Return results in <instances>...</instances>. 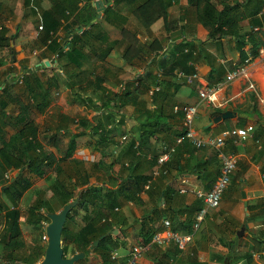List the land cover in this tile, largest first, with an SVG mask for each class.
I'll use <instances>...</instances> for the list:
<instances>
[{"label": "crops", "instance_id": "0c3cea01", "mask_svg": "<svg viewBox=\"0 0 264 264\" xmlns=\"http://www.w3.org/2000/svg\"><path fill=\"white\" fill-rule=\"evenodd\" d=\"M53 1L29 0L24 4L23 0H0V35L5 37L0 40V199L7 201L2 193L4 185L19 176L23 180L17 185L26 187L16 206L22 245L14 247L11 254L35 257L34 264L43 258L46 242L42 236L48 222L42 221L40 229L36 228L29 207L49 199L54 212H58L74 200L61 205V197H55L51 188L50 181L55 177L69 186L74 196L91 188L89 193L98 197L93 198L98 206L107 199L104 196L108 191L121 189L117 205L103 209L114 236L126 231L120 235L124 243L116 248V258L106 257L107 264H126L131 246L142 240L136 226L144 216L151 218L153 231L162 235L168 229L179 234L191 232L203 206L196 192L209 191L221 167L215 148L196 147L189 139L175 142L184 132L182 107L196 105L192 127L198 138L207 140L224 129L248 125L253 126L251 136L244 141L237 137L225 139V149L237 156L236 168L219 206L207 211L186 250L180 251L173 241L152 244L136 264H224L227 257L232 259L226 261L228 264H264V46L262 52L256 51L250 36L240 40L238 36L210 35L208 26L199 19V7L191 0H168L165 18H158L148 27L136 15L137 6L145 0H105L101 7L92 0L98 13L92 23L97 25L84 43L83 54H63L54 62L55 44L71 39L75 27L70 16L61 20L62 25L55 31L45 33L43 12ZM211 1L218 9L225 4L248 2ZM82 4L80 1L77 5ZM252 5L259 10L257 16L263 17L264 0H253ZM106 9L117 14L105 13ZM261 21L263 25L257 32L264 33V19ZM237 25L245 35L251 29L250 18L240 19ZM123 27L139 40L146 52L142 59L123 61L121 53L128 44L121 37ZM152 41V47L159 49L147 52L144 44ZM162 59L168 72L162 69ZM241 65L248 77L238 75L227 80V74ZM212 69L215 72L210 76ZM180 71L185 75L180 76ZM147 72L149 83L157 79L161 82L153 84L159 85V92L151 97L141 94V98L127 100L120 108L114 97L121 95V84L127 82V86ZM250 83L255 90L248 87ZM212 88L216 105L207 104L198 94L200 89ZM145 109L157 114L152 117L158 119L156 132L138 150V120L145 119ZM224 111L229 112L226 117L221 115ZM23 126L25 135H33L49 154L43 171L34 164L7 166L1 158ZM131 140H135L133 148ZM164 147L174 148L163 165L166 173L153 176ZM132 173L148 178L144 184L138 179L131 181ZM95 208L91 206L90 210ZM84 213L77 212L70 228L75 230L83 224ZM165 220H169V228L164 226ZM242 225L245 227L241 231ZM5 227L1 210L0 264L8 263ZM93 248L83 252V258L74 264H103L105 255ZM246 254L252 256L251 263L245 261Z\"/></svg>", "mask_w": 264, "mask_h": 264}, {"label": "trees", "instance_id": "16d2710c", "mask_svg": "<svg viewBox=\"0 0 264 264\" xmlns=\"http://www.w3.org/2000/svg\"><path fill=\"white\" fill-rule=\"evenodd\" d=\"M27 1L29 0H23L24 4ZM80 1L83 2L81 7L77 5ZM191 1H194L199 7V19L202 23L208 26L210 35H218L219 37L238 36L240 40L245 36H250V41L252 42V45L255 47L256 51H259L262 46H264V33L257 32L261 30L260 28L263 25L261 19H264V16H257V12L259 10L257 7L252 5L253 0H248L247 4H225L221 9H218L215 3L211 0ZM168 4H170V1L168 0H145L143 3L137 6L136 15L139 22L144 27H148L158 18H165ZM105 13H107V11ZM97 14L98 13L95 12V9L92 5V0H54L51 7L43 12V18L46 20L43 25L45 33L55 31L60 25H62L61 20H67L70 16H72L70 22L73 23L75 27V29L73 28V31H71L72 38L69 41H66L67 43L69 42V49L63 52L62 46L55 44L56 46H54V51H57L59 56L63 54L82 55L83 53L81 50L84 47L85 41L89 40L93 36L92 30L97 25V22L92 23V20ZM245 17L250 18L251 29L245 35H243L240 33V28L238 27L237 23L240 19ZM66 26L68 25L66 24ZM254 27H256L257 30H254ZM79 30H82L81 34L78 33ZM121 37L124 41L128 42L126 49L121 53L123 61L130 63L133 62L134 59H142L143 54L146 52H144L140 47V42L135 37V35L123 27L121 28ZM4 39L5 37L0 35V40L4 41ZM153 43H155V41H152V43L147 45L144 44V47L146 46L147 48V52L159 49L158 47L154 49L152 47ZM161 65L162 69L166 68V71L168 72L169 68L166 67L167 65L164 59H162ZM211 71L212 72L210 73V76L214 74L215 70L212 69ZM147 75L148 72L145 75L135 78L129 82L120 96L115 94L114 99L120 102V108L127 102V100L135 101L138 98H141V94L143 95L147 93V89L150 85H153L154 83L159 85L161 84L160 81L157 82L158 79L149 83V76ZM135 81L138 83L135 84ZM130 87H132L133 90H129ZM157 92H159V90L156 91L152 96H155ZM143 111L145 119L138 120L140 122L138 128L141 130L136 145L138 150H140L142 146L146 145L148 143L149 137L156 132V124L158 120L157 118L154 120L152 119L154 115H157L154 111L150 109H145ZM24 130L25 127L23 126L22 129L19 130L20 134L12 137L10 140V145H6L7 147L4 148L1 158L7 164V166L12 164L14 167H25L28 164H34L38 166L40 171H43L50 160L49 154L44 152L39 143L34 140L33 135L28 138L25 135ZM134 145L135 140H131L130 147L133 148ZM69 148L66 152V155L68 156L71 154V148ZM46 160L47 163L44 164ZM130 177H132L131 181L139 182L137 181L138 179L141 181V184H144L148 178V176H133V173ZM21 180L23 179L21 176H19L18 180L16 178L15 180H12V182L4 185L2 193L5 195V199L7 201L5 200L6 202H4L0 199V211H4V216L6 218L4 240L6 244L5 247L8 248L7 250H9L6 254V258L9 264H34L36 262L35 257L31 259L29 256L15 257L11 254V250H13L14 247L22 245V232L18 220L19 210L16 207L22 191L26 188L25 186L19 187L17 185V183L19 184ZM50 182L54 196L61 197V205L65 204L72 198L77 200V204L68 212L67 219L62 230L61 237L64 253L68 254L71 252L74 254L75 251L89 252V248L93 241L104 235L103 238H100L98 245L94 247L93 250H101L105 255L103 264H107L106 257H110L111 251L124 243V241L120 240V235L126 231H120L114 236L112 234L113 228L109 225L103 209H110L117 205V196L121 193V189L116 191H108L104 196L107 197V199H102V204L98 206L97 202L94 204V199L98 197H92L89 193L92 190L91 188L80 190L78 194L74 196L72 189H70L69 186H67L57 177L51 179ZM137 192L138 189H135L134 193ZM131 198H133L132 195ZM109 199H112L113 201H110ZM52 204L53 203L48 199L42 200L39 203L35 202L29 207V217H33V223L37 226L36 228L40 229L42 221L49 222L47 214L54 212ZM91 206L97 208L91 211ZM78 211L85 212L83 224L77 229L73 230L70 228L69 223H71ZM150 219L151 218H149V216H144L136 226H139L137 236H141V242L143 243L149 242L154 233L153 229L149 225ZM190 230L191 229L189 226L188 231ZM244 259L248 263H251L252 256L250 254H246ZM226 261L230 262L232 259L227 257Z\"/></svg>", "mask_w": 264, "mask_h": 264}, {"label": "built area", "instance_id": "2783aa9c", "mask_svg": "<svg viewBox=\"0 0 264 264\" xmlns=\"http://www.w3.org/2000/svg\"><path fill=\"white\" fill-rule=\"evenodd\" d=\"M70 37L66 38L64 42L61 43L62 51L65 52L69 49V41ZM263 48L259 50V52H262ZM59 57V53H55L53 56L54 62H56L57 58ZM249 58L245 59V63H247ZM180 76H184L185 74L183 72H178ZM245 76L248 77L247 69L244 67V65L238 66L236 69H234L232 72L228 73L226 76V79L229 80L231 78H234L235 76ZM127 82H124L121 84V91L124 90L126 87ZM138 82L135 81V84ZM249 88H252L255 90V87L252 83L248 85ZM160 89L159 85H153L149 86L147 89V94L151 97L156 91ZM199 97L201 100L205 101L207 104L216 105V95H215V89H200ZM183 111V134L179 137L175 138L176 143H180L183 139H189L191 143L196 147L201 146H210L212 148H215L218 152V157L221 162V167L218 176L216 177L214 183L212 184L211 188L207 192H201L197 191L196 194L198 197H200L203 200V206L198 210L195 220L192 226V231L185 234H179L176 231L173 230H166L165 235H162L161 232L156 231L153 233L152 238L149 242L143 243L139 241L138 243H135L131 246V255L129 259L126 261V264H136L137 259L145 252H147L152 244L157 245H164L168 241H173L177 248L180 251H184L187 248V244L191 242L194 233L199 229L200 224L206 215L207 211L211 208H216L219 206L221 197L227 188L231 175L233 171L236 168L237 165V156L229 152L225 149V139L229 137H237L239 140H246L251 136L253 126L248 125L246 127H235L231 129H224L220 132L219 135L209 137L207 140H202L196 136V133L192 127L193 119L195 117V114L197 112L196 105H184L182 107ZM126 137L123 136L122 140H124ZM174 151L173 147H164L163 152L160 153V155L157 158V168L153 171V176H156L161 173H166V169L163 168V165L165 162H167L170 159L171 153ZM8 177V174H7ZM150 181H147L146 187L149 186ZM185 191V190H182ZM164 226L166 228H169L170 222L169 220H165L163 222ZM43 241H47L46 234H43L42 236ZM117 250L114 249L110 253L111 259H115L117 256ZM8 264V263H5ZM169 264H173L172 262ZM233 264V263H229Z\"/></svg>", "mask_w": 264, "mask_h": 264}, {"label": "water", "instance_id": "95a60500", "mask_svg": "<svg viewBox=\"0 0 264 264\" xmlns=\"http://www.w3.org/2000/svg\"><path fill=\"white\" fill-rule=\"evenodd\" d=\"M104 1L105 0H95L94 5L96 7H101ZM45 64H48V61L45 62ZM228 113V111H224L221 112V115L222 117H226ZM242 196H244L243 192ZM76 204L77 200L70 201L66 203L58 212L47 214L49 222L45 226V234L47 236L46 248L43 258L37 264H74L77 260L83 258V252H78L74 253L71 256H67V254L64 253L62 247L61 236L63 226L66 222L68 212ZM244 227L245 225H242L240 230L242 231ZM114 232L116 233L117 229H115ZM237 235H239V232H237ZM102 237L103 236H101L100 238ZM98 241L99 239H95L90 248L96 246L98 244ZM224 264H228V262L224 261Z\"/></svg>", "mask_w": 264, "mask_h": 264}, {"label": "rangeland", "instance_id": "374dc122", "mask_svg": "<svg viewBox=\"0 0 264 264\" xmlns=\"http://www.w3.org/2000/svg\"><path fill=\"white\" fill-rule=\"evenodd\" d=\"M106 11H107V13L109 14H113V15H116L117 14V12H114V13H112V11H110V9H106ZM115 18V17H114Z\"/></svg>", "mask_w": 264, "mask_h": 264}]
</instances>
